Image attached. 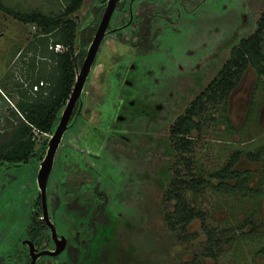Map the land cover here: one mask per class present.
Listing matches in <instances>:
<instances>
[{
  "label": "rangeland",
  "instance_id": "374dc122",
  "mask_svg": "<svg viewBox=\"0 0 264 264\" xmlns=\"http://www.w3.org/2000/svg\"><path fill=\"white\" fill-rule=\"evenodd\" d=\"M1 1L13 9L39 8L46 13H58L66 5L65 0ZM131 1L118 3L114 27L127 21ZM164 1L167 2L165 7H173L165 14L177 22L168 24L161 35V50L159 47L157 54L153 50L142 59L145 82L138 85L134 80L133 86L125 92L119 89L114 71L125 59L131 63L137 49L126 41L129 28L109 36L87 87L85 120L76 134L82 137V143L74 139L91 155L104 153V158L112 159L118 167L113 168V185L110 186L114 222L108 230L110 239L106 241L104 237L101 241L102 246L110 250L104 262L191 264L198 259L204 264H264V255L257 252L264 246V76H257L253 68L246 70L229 100V124L222 118L218 122L209 121L202 130L192 133L190 150L173 152L176 143L170 133L174 120L225 64L235 41L256 30L264 12V0H189V5L180 0ZM106 2L84 0L81 9L74 14L79 25L77 47L81 46L84 31L92 29L97 22ZM142 3L143 0H134V12ZM176 7L180 8L181 17ZM158 18L155 25L162 21ZM37 31L34 24L19 21L0 8V142L18 122V116L13 113L20 98L17 85L30 87V67L27 66L30 57H35L39 68L48 71L53 68L50 56L44 59L41 50H35ZM136 87L139 92V87L144 91L139 93ZM122 96L125 101H136L132 111L137 112L127 118L119 117L117 130L111 131L104 124ZM141 107L147 109V115L139 113ZM35 135L37 147L49 136L38 131ZM107 135L111 140L104 143L102 137ZM114 140L117 141L113 143ZM236 151L242 152L236 168L254 173L246 192L216 187L218 181L210 176V172L226 165ZM249 152L258 153L255 160L248 158ZM184 157L188 158V163ZM189 158L193 163H189ZM39 167L36 158L18 166L0 167V184L6 180L13 184L10 189L19 200L14 203L16 208L21 204L24 209L37 195ZM56 168L57 162L53 178ZM173 172L174 176L189 178L202 175L212 183L201 190L185 191L190 206L204 212V217L196 218L187 226L188 240L180 239L175 232L181 225L174 230L167 218L176 205L175 199L168 198ZM7 199L13 201L14 197ZM15 206L6 213L10 221L15 216ZM207 228L217 232L216 256L206 253Z\"/></svg>",
  "mask_w": 264,
  "mask_h": 264
},
{
  "label": "flooded vegetation",
  "instance_id": "af4514ba",
  "mask_svg": "<svg viewBox=\"0 0 264 264\" xmlns=\"http://www.w3.org/2000/svg\"><path fill=\"white\" fill-rule=\"evenodd\" d=\"M120 1L118 3H120ZM180 1L183 4L188 3L189 5V0ZM118 3L115 12L119 10ZM166 3L167 2L164 0H143V5H140L141 8H136L134 12V0H132L129 5V13H127V21L123 23V25L121 24L117 27L113 26V24H115L114 12L107 28L108 33L102 40L92 70L85 83L82 97L77 100L74 106L71 118L68 122L71 126L65 131L62 141L57 149L53 169L47 185L46 204L43 200L42 191L39 186H36L37 195L32 199L31 203L26 205V207L24 206V209H22L21 204L17 205L16 208L15 204L19 200L16 199L17 197L14 195V192H12V189H10L14 187L13 184H11L9 180L0 184V188L2 187V190H0V264H31L34 256L37 255L39 256L33 264H83V261L87 262L85 258L88 255V248H91V242L93 239L94 241L96 240L98 233H100L101 241L104 237L106 238V241L110 239L108 230H110L112 223L114 222V215L110 209V207H112L110 186L113 185V168H118L117 164L112 159H107L108 157L104 158V153L101 156L91 155V152L81 147V145L76 143V140L74 139L81 140L79 142L82 143V137H78L76 134L79 133L80 125L85 120L83 118V113L88 92L87 87L92 73L98 64V56L105 41L109 36L118 34V32L125 28L130 29V35L129 37H126V41H128L127 43L129 45L132 44L137 49L136 55H134L131 63H129V59H125L126 61L120 66L118 65L121 62L118 63L117 71H114L117 73L114 79L120 83L119 89L124 92L128 87L133 86L135 81L138 85L143 84L145 82L146 72L143 70L145 63L142 59L150 55L153 50L156 54L161 50V45L163 43L161 35L164 34V31L168 28V24H174L177 22L171 19L169 15L165 14L171 12L173 8L165 7ZM106 5L107 2L105 8ZM104 11L105 9L98 15L97 22L93 23V26L91 27H95V29L92 39L86 47L85 53H83L84 50L82 45L77 47V41L79 38L77 32L74 56L75 81L72 91L87 57L88 49L96 35ZM176 11L178 17H181L182 12L180 11V8L176 7ZM186 11L189 13V7ZM158 17H160L162 21H159L157 25H155L154 22L159 19ZM134 26H136L135 29L133 28ZM85 34H87V32ZM133 36L135 38H133ZM83 37L85 36L82 35V40L80 41L81 44L83 42ZM236 42L237 41H235V44ZM57 44H51L49 49H54L55 51L65 50L64 46L63 48L56 50L55 47ZM159 47L160 50H158ZM43 58L47 59L48 57L44 56ZM29 60L36 63L34 57H31ZM50 69L52 68L50 67L49 70ZM257 76L259 75L257 74ZM263 76L264 75H261V77ZM137 87L135 91L139 92ZM139 88L142 93L144 88ZM123 96L120 98L119 103H116L113 107V111L111 110L109 118L104 124L111 131L117 130L116 128L118 127L116 126L119 122V117L123 118L126 116L127 118V116H131L130 113L134 114L137 112L136 110L132 111L135 108L134 105L136 104V101L134 99H128L125 101ZM64 108L62 109L56 124L60 121ZM139 113L147 115L148 111L145 107H141L139 108ZM71 129V132L73 133L70 132L66 137V133ZM52 134L53 132L46 133V135L49 136L45 139L46 146L42 154L43 157L40 158L42 150H38L37 155L33 157L39 161V164H41V161L47 154L49 140ZM34 138L36 139V135ZM102 140L104 143L109 142L111 140L110 135L103 136ZM116 141L117 140H114L113 143ZM99 147L103 148L100 144ZM105 151L107 155L110 154L108 149ZM74 152L77 154H74ZM71 154L74 155L70 157ZM90 155L93 156V158H90ZM112 155L115 156L116 154L114 155V153H112ZM56 162V177L53 178L52 174ZM11 165L18 166L20 164H7L2 166L9 167ZM5 174L7 173H4V175ZM8 184L10 185L7 187ZM9 196L14 197L13 201L7 199ZM9 203L12 204L10 205ZM12 205L15 206V216L12 217V220L10 221L11 217L6 218V213H8V210ZM97 227L100 228V231ZM102 245L103 242H100L99 246H96L97 248L94 249V252H91V257L88 262L84 264H95L96 255L99 258H101L100 256L105 255V257L100 260V264H106L104 260H108L110 250L107 248L106 251L103 252L102 249L104 247Z\"/></svg>",
  "mask_w": 264,
  "mask_h": 264
},
{
  "label": "trees",
  "instance_id": "16d2710c",
  "mask_svg": "<svg viewBox=\"0 0 264 264\" xmlns=\"http://www.w3.org/2000/svg\"><path fill=\"white\" fill-rule=\"evenodd\" d=\"M65 2L66 5L60 12L46 13L39 8L31 10L13 9L0 0V8L5 12L19 21L31 23L37 27L38 31L35 34L37 39L34 41L36 43L35 50H41L43 57L50 56L53 63V68L48 71L44 67L38 68L35 62L28 61L30 87L24 88L17 85L20 98L13 113L18 116V122L10 135L0 142V166L28 162L37 155L38 150H42L40 158L43 157L46 141L44 140L37 147L34 138L35 131L39 133L54 132L57 120L72 91L75 81V44L79 27L73 16L81 9L84 0H65ZM256 26L253 33L241 37L232 46L229 58L217 75L198 93L185 112L174 120L170 130L176 143L172 149L173 152L190 150L192 133L202 130L209 121L218 122L222 118L228 123L229 99L246 70L253 68L259 76L264 75V12L258 19ZM94 29L95 27L84 31L83 36L88 32V38L83 37L81 44L84 50L83 53L86 52V47L92 39ZM57 43L62 44L65 50L55 51L49 49L51 44L55 45ZM44 80L48 83L45 84ZM41 82L43 83L41 84ZM35 85L39 86L37 90L34 89ZM215 111H217V115H214ZM236 152L226 165L210 172V176L218 181L216 187L229 190L235 188L237 191L246 192L250 189L249 184L253 180L254 173L253 170L241 171L236 168L242 156L241 151ZM256 155L258 156V153ZM256 155L250 152L247 153L248 158L252 160L256 159ZM184 158L188 163V158ZM189 163H193L190 158ZM175 174H178V172ZM171 182L172 188L169 191L168 198L175 199L176 205L174 211L167 218L174 230L178 225H181V227L178 226L180 230L175 232H177L180 239L188 240L187 226L196 218L204 217V212L190 206L185 198V191L189 189L201 190L202 187L212 183L202 175H192L189 178L184 175L174 176V172L171 176ZM175 217L176 220H173ZM97 228L100 231V228ZM206 234V253L216 256L214 249L219 242L218 237L216 238L217 232L214 229L207 228ZM100 242L101 237L98 233L96 240L93 239L91 242V248H88V255L85 258L87 262L91 257V252H94ZM102 251H106V248H103ZM257 252L264 255V246ZM100 257L96 255L95 264H100V260L105 255ZM87 262L83 261V264ZM191 264L204 263L196 259Z\"/></svg>",
  "mask_w": 264,
  "mask_h": 264
},
{
  "label": "water",
  "instance_id": "95a60500",
  "mask_svg": "<svg viewBox=\"0 0 264 264\" xmlns=\"http://www.w3.org/2000/svg\"><path fill=\"white\" fill-rule=\"evenodd\" d=\"M119 1L120 0H107V5L105 8L104 14L100 21L96 35L88 49L87 57L77 77V81L74 85L72 94L69 100L67 101V104L62 112L60 121L58 122V124H56L55 130L52 136L50 137L47 154L41 161V164H40L41 167L39 169V173L37 176V182H38V186L40 190L42 191L43 200L45 204L47 200V185H48L51 171L53 169V164H54L57 149L62 141L65 131L69 128V126H71L68 124V122L71 118L74 106L77 100L81 99L82 97V92H83L85 83L92 70V67L95 62L96 56L98 54L99 48L101 46L102 40L108 33L107 28L110 24L111 18L115 12L117 3ZM80 109H81V106H80ZM46 214H47V209H46ZM38 256L39 255L34 256V259L31 264H33L36 261Z\"/></svg>",
  "mask_w": 264,
  "mask_h": 264
},
{
  "label": "built area",
  "instance_id": "2783aa9c",
  "mask_svg": "<svg viewBox=\"0 0 264 264\" xmlns=\"http://www.w3.org/2000/svg\"><path fill=\"white\" fill-rule=\"evenodd\" d=\"M53 48H54V47H53ZM55 48H56V50H59V49L63 48V45H62V44H57ZM41 84H42V82H41ZM38 87H39L38 85H35V86H34V89L37 90ZM44 133H45V132H44Z\"/></svg>",
  "mask_w": 264,
  "mask_h": 264
}]
</instances>
